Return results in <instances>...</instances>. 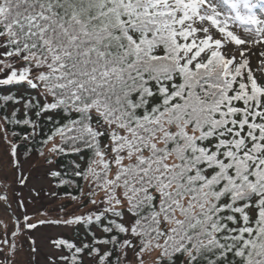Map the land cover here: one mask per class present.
Instances as JSON below:
<instances>
[{
	"label": "snow or ice",
	"instance_id": "obj_1",
	"mask_svg": "<svg viewBox=\"0 0 264 264\" xmlns=\"http://www.w3.org/2000/svg\"><path fill=\"white\" fill-rule=\"evenodd\" d=\"M0 185V264H264V0H0Z\"/></svg>",
	"mask_w": 264,
	"mask_h": 264
},
{
	"label": "rangeland",
	"instance_id": "obj_2",
	"mask_svg": "<svg viewBox=\"0 0 264 264\" xmlns=\"http://www.w3.org/2000/svg\"><path fill=\"white\" fill-rule=\"evenodd\" d=\"M11 138V137H10ZM30 163H37V161H35V160H33V161H30V162H26L25 163V167L27 168L28 166H29V164ZM41 171H42V169H41ZM41 184H43L44 186H47V184H48V182L47 181H42L41 182ZM0 187H2V185H0ZM17 190H19V189H17ZM53 190H55V189H53ZM24 195H25V197H27L28 196V192H27V190H24ZM49 203V201L45 198V199H42L41 201H40V204L41 205H43V204H48ZM13 207H15V203H13ZM33 211V208L31 207V206H29V212H32ZM0 218H7V219H11V217H5V211H4V209H2V208H0ZM47 231H49V230H42V232H47Z\"/></svg>",
	"mask_w": 264,
	"mask_h": 264
},
{
	"label": "trees",
	"instance_id": "obj_3",
	"mask_svg": "<svg viewBox=\"0 0 264 264\" xmlns=\"http://www.w3.org/2000/svg\"><path fill=\"white\" fill-rule=\"evenodd\" d=\"M13 91H15V89H13ZM17 131H19V129H16ZM9 131L11 132V129H9ZM39 131V130H38ZM48 134V127L45 126L43 128V135L46 136ZM75 157L74 156H70V157H67V158H61L62 159V163L64 165H68L70 164L71 160L74 159Z\"/></svg>",
	"mask_w": 264,
	"mask_h": 264
}]
</instances>
